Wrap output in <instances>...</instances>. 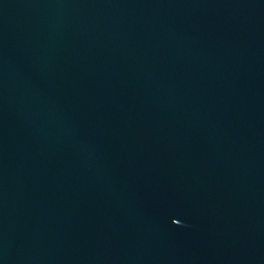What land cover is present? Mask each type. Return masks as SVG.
Segmentation results:
<instances>
[{
  "label": "water",
  "instance_id": "obj_1",
  "mask_svg": "<svg viewBox=\"0 0 264 264\" xmlns=\"http://www.w3.org/2000/svg\"><path fill=\"white\" fill-rule=\"evenodd\" d=\"M0 264H264V0H0Z\"/></svg>",
  "mask_w": 264,
  "mask_h": 264
}]
</instances>
